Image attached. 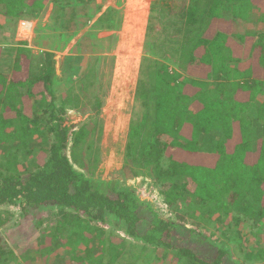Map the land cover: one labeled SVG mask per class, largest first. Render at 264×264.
Listing matches in <instances>:
<instances>
[{
    "label": "trees",
    "instance_id": "1",
    "mask_svg": "<svg viewBox=\"0 0 264 264\" xmlns=\"http://www.w3.org/2000/svg\"><path fill=\"white\" fill-rule=\"evenodd\" d=\"M175 1L151 0L149 41L121 168L125 180L145 177L160 186L166 210L142 200L122 177H97L104 104L93 89L97 80L87 82L86 72L57 97L53 55L43 51L41 66L31 72L30 51L17 47L8 68L0 66V214L13 220L0 221L5 233L51 208L62 216L44 232L52 245L63 246L59 225L67 219L77 224L70 237L96 240L101 249L95 256L87 248L86 256L71 253L69 264H115L127 238L142 242V250L164 253L152 264H236L228 245L186 226L176 211L184 205L191 217L204 211L227 227L226 235L217 232L244 258L264 247V0H179L182 20L173 44L164 48L150 39L152 14ZM50 3L52 11L71 7L68 19L75 24L85 18L84 26L101 9H90L95 0ZM43 9L44 0H0V27L11 18L30 20ZM253 10L259 12L260 30L213 29V22L228 27L248 22ZM113 12L109 8L96 20L102 29L114 30ZM61 21L50 30L62 31L70 22ZM68 110L85 119L73 123ZM261 254L264 261V250ZM13 256L0 234V264Z\"/></svg>",
    "mask_w": 264,
    "mask_h": 264
},
{
    "label": "rangeland",
    "instance_id": "2",
    "mask_svg": "<svg viewBox=\"0 0 264 264\" xmlns=\"http://www.w3.org/2000/svg\"><path fill=\"white\" fill-rule=\"evenodd\" d=\"M45 1L47 2V0ZM101 2L102 3L100 4L103 6L109 5V2H111L110 4L116 3L117 5L122 6L125 0H103ZM145 2H147V9H149V5L151 6L152 4L151 0H145ZM170 5L171 8L169 10H162L161 7L154 9L152 14V17L154 18L153 29L151 32L149 31L150 39L152 41L155 39L156 44L164 48H169L173 44L175 35L177 34V31H175L174 28L178 27L182 20V12L179 10L180 1L176 0ZM89 7L94 11L96 8L95 3L89 5ZM51 8L52 7L47 4L44 9L45 11H41L36 17H30L29 22L33 24L32 26H22L20 24L22 20L16 22L13 18H11L6 21L7 24L0 27L1 69L6 70L11 64L13 61V52L10 50L14 47L13 45L21 42H25L26 47L29 49L31 46V49L34 51V53L31 54V72H36L37 68L41 66L42 51L49 52L55 57L56 52H58L60 47H64L66 43L64 42V38H70L72 40V38L77 34H79V36L85 37L84 39H81V37L78 40L79 42H77L75 45L76 52L78 51V53H81L82 57L80 58L83 59V55H85L82 52H97L96 54L104 53L103 57H93V59L90 61L91 64H93L96 58H100V61L99 59L96 60V65L93 68L92 74L93 79L98 80L100 83L96 84L93 89L98 92V89L99 91H102L104 88V90L106 89L105 92L107 94V98L101 109L102 112L100 115V119L103 123V132L100 138V163L96 174L98 178L104 180L122 177L121 168L123 164L124 146L126 143L128 123L130 121V115L133 108L132 104L136 80L139 76V63L134 67L132 72L131 69H128L125 66V53L123 51L115 49V51L111 52V50H108V48L112 49L116 42V33L106 39H102L101 37L106 36L107 34L102 35L103 33L99 31L96 34L100 33L99 35L101 39H98V36L95 35L93 31H91V29H93L91 27L93 26L90 25V21L84 26L82 23L85 21V18H81L82 21L84 19L83 22L79 21L75 24H73L74 19H68L72 10L70 9L71 7H66L65 12L64 10L62 11L58 9L52 11ZM49 9L51 10V19L49 17L47 24H44V22L47 20ZM87 10H82L80 14L85 13ZM117 10L119 11L115 10V12L112 13V17L113 24L118 27V24L121 21L122 11L121 9ZM66 19L70 22L66 25L65 29L60 31L54 28L53 33L51 32L52 34H47L49 32L47 29H50L52 24L55 26L54 23H58L61 20V22H63V20ZM229 25L230 27L220 26L214 23L213 29L226 28L227 30H230V32H238L239 30L254 31L261 29L259 23H257L256 20L245 23L236 21ZM165 40L167 41L164 42ZM148 41L149 37L147 36L145 42L148 43ZM115 45L117 46V43ZM81 48L84 50L80 51ZM145 50L146 48H143V52H145ZM112 53L114 54V58H112ZM141 53L142 50L139 49L138 56H141ZM67 54L73 53L69 51ZM66 56L71 58V55ZM157 57L161 58L159 54ZM113 59L115 60L114 65ZM59 62L60 72L58 74V78H63V80L67 79V88L70 84V80H74L73 78L71 79L70 75H74V77L78 76L77 74H79V68L75 65V62L70 63L68 59H62L59 60ZM148 64L149 62L146 64V67ZM85 65L86 61L84 60L83 67ZM89 69L90 65H88L84 71ZM85 80H87V78ZM88 80H90V77ZM109 85H111V87ZM83 103L88 104L89 100H83ZM68 114L70 116V120L73 123H79L85 119V116H82V114L76 112V110H68ZM210 142L211 139L208 137L203 141L202 146L208 148ZM121 182L135 190L136 193L140 195L142 200H149L155 206L164 208L166 210V207L163 203V198L160 194V186L157 184L155 185L149 181V179H145V177H138L136 179L125 180L123 178ZM176 211L186 218V226L188 228H195L204 234H208L209 240L213 243L218 245H228V247H230L232 259L234 262H236V264H264V261L261 259V252H263L264 247L260 246L258 252H252V254L249 253L244 258L237 251L235 244L223 237L227 234L228 228H224L220 223L210 220L205 215L204 211L196 212L195 214L193 213L194 217L190 216L189 210H187L186 206L184 205L178 206ZM163 213L166 216L171 214L169 212ZM61 217V215L58 216L54 214L53 209L49 208L45 209L43 213L39 212V214H37L34 219L30 220V222L27 221L28 223L25 227L16 226L10 233H5L3 231V226H0V234L5 237V243L14 255V258L10 257L11 262L9 264H69L71 262V253H79L83 256H86V248L88 249V253L92 256H95L96 253H100L101 249L98 246L96 240L83 243L79 241L78 238L74 239L73 237H70L69 232L71 229H73L72 226H76L77 224L75 222L74 224L70 223L67 221V219L60 221L59 225L60 231L64 234L63 237L61 236V239H64L63 246L56 248L55 245H52L50 239L53 238H46L44 232L49 230L48 228L53 226V224H55L57 220L61 219ZM4 220L6 221V225H11V222H13V220L10 218H6L5 214H0V221ZM218 228L222 230L224 235L217 232ZM114 234L117 235L116 232H114ZM106 236L108 235L106 234L103 237ZM125 243L126 245L123 247L124 249L122 248V250H119L121 255L114 261L115 264H152V262L157 258L164 259L162 257V254L164 255V253L157 255L151 248L147 249V251L142 250L144 245L140 241H134L127 238ZM48 245L50 249L45 250L44 248Z\"/></svg>",
    "mask_w": 264,
    "mask_h": 264
},
{
    "label": "crops",
    "instance_id": "3",
    "mask_svg": "<svg viewBox=\"0 0 264 264\" xmlns=\"http://www.w3.org/2000/svg\"><path fill=\"white\" fill-rule=\"evenodd\" d=\"M101 1L103 0H95V7H99V5H101V9L100 11H96V15L94 17V19H92V21H90V25L93 26L91 28V31H93L95 33V35L98 36V39H106L112 35H114V33H116V42L117 46L114 44L111 52L115 51V49H118L119 51H123L125 53L124 56V63L125 66L128 69H131V71L133 72V69L136 65H138L139 63V68L143 59V48H144V43L146 41V26H147V21H148V16L150 14V5H149V9H147L145 0H125V2L123 3V5H117L116 3L110 4L111 2H109L107 6H103ZM44 9L46 7V5L48 4L50 7H52L50 0H47V2L44 0ZM116 4V5H115ZM112 8L115 12L119 11L117 9H121L122 13H121V21L117 26H114V30L111 29H102V23L101 22H97L96 20L103 14L106 12L107 9ZM43 9V10H44ZM52 10V8H51ZM51 10L49 9V13L47 14V20L46 22H44V24H47V21L49 19V17L51 16ZM45 11V10H44ZM259 17V12L257 10H253L251 12L250 15V22L251 21H255L257 18ZM241 22V21H239ZM257 22V21H256ZM241 23H245V22H241ZM258 23V22H257ZM214 24V22H213ZM33 24H31L30 26H32ZM31 30V29H30ZM49 32L47 34H52L53 31L50 29ZM101 31V33L107 34L106 36H103L100 38V33L96 34L97 32ZM52 32V33H51ZM84 33V32H81ZM51 37V36H50ZM81 38V36H79V34L75 35V37L72 38V40L69 38V40H65L64 42L65 45L64 47H60V49L58 50V52H56V56H52V60L54 61V66H55V85H54V91H55V95L58 97L60 96L62 93H64L66 91V82L67 79L63 80V78H58V74H59V70H60V62L59 60L62 59H68L70 61V63L75 62V65L79 68V74H77L78 76L74 75H70L71 79L73 78L74 82L76 83V81H78L77 78H82L80 76H82L84 73L88 72V75H90V80H86L87 82H93V68L96 65V60H98V58L95 59L94 63L91 64V60L93 59V57H103L104 53H100V54H96L97 52H82L83 54V59L80 58L81 53H78V51L76 52L75 48H76V44L77 42H79L78 40ZM72 43V44H71ZM26 44V43H25ZM14 47L11 48V52H13V57H14V50L17 47H24L26 49H28L30 51V54L34 53V51L31 49L30 46V50L28 47H26V45H21L20 43H17L15 45H13ZM75 46V47H73ZM139 49L142 50L141 56L139 55ZM71 51V53L73 54H67V52ZM73 51V52H72ZM43 52V51H42ZM55 55V54H54ZM66 55H71V58H68ZM102 55V56H101ZM114 54L112 53V58H114L113 56ZM105 57V56H104ZM56 59V60H55ZM84 60L86 61V65L83 67L84 65ZM115 60L113 59V65H114ZM90 65V69L89 70H85V68ZM84 71V72H83ZM139 73V70H138ZM76 78V80H75ZM138 79V78H137ZM102 82V81H101ZM70 83H72V81L70 80ZM100 83L98 80L96 82V84ZM137 83V80H136ZM111 87V85H109ZM108 86V87H109ZM109 87V89H110ZM106 89L104 90V88L102 89V91H99V95L102 96L103 100H104V104H105V100L107 98V94H106ZM37 92V91H36ZM74 92H76L78 95H82L81 90L78 87H75ZM103 104V105H104Z\"/></svg>",
    "mask_w": 264,
    "mask_h": 264
},
{
    "label": "built area",
    "instance_id": "4",
    "mask_svg": "<svg viewBox=\"0 0 264 264\" xmlns=\"http://www.w3.org/2000/svg\"><path fill=\"white\" fill-rule=\"evenodd\" d=\"M20 24L22 26H29V25H31V22H29V20H23V21L20 22Z\"/></svg>",
    "mask_w": 264,
    "mask_h": 264
}]
</instances>
